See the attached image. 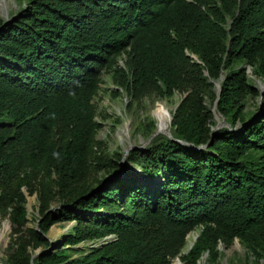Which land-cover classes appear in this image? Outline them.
<instances>
[{"label":"trees","instance_id":"16d2710c","mask_svg":"<svg viewBox=\"0 0 264 264\" xmlns=\"http://www.w3.org/2000/svg\"><path fill=\"white\" fill-rule=\"evenodd\" d=\"M15 1L25 5L0 15L5 263L223 264L220 245L238 239L253 259L228 264H264V90L248 71L264 80V0ZM112 68L133 98L186 93L171 137L125 159L96 140L92 99ZM24 191L36 194L38 229H23ZM58 222H73L60 249L45 236ZM85 241L98 244L73 257Z\"/></svg>","mask_w":264,"mask_h":264},{"label":"rangeland","instance_id":"374dc122","mask_svg":"<svg viewBox=\"0 0 264 264\" xmlns=\"http://www.w3.org/2000/svg\"><path fill=\"white\" fill-rule=\"evenodd\" d=\"M24 5L25 1L0 0V15L4 18H9L15 15ZM125 60L126 55L121 54L118 56V65L124 67ZM115 75L116 72H114L113 68L103 71L98 91L92 99L95 118L100 124L96 133V140L101 142L99 146L109 155L115 151H121L123 152V159H125L127 155L125 152L128 148L131 147L132 149L136 146L142 149L158 135L171 136V115L186 93L184 91H175L171 97H160L155 93H146L138 98H133L124 88L118 85ZM249 76L256 85L260 86L264 84L262 78L256 77L250 71ZM254 101L253 98L249 99L247 104L248 109L254 110ZM163 118L166 121V127L162 126ZM215 121L216 126H224L220 115H217ZM157 130H160V132L154 135ZM123 159L120 161V164H122ZM126 164L130 172L137 173L138 169L136 167H132L128 163ZM123 169L126 168L123 167ZM113 176L112 178H114ZM107 178L110 179V176ZM26 207L28 211L27 222L24 224L23 229L37 224L36 218L39 214L36 194L29 195L26 193ZM72 224L73 222H58L52 225L46 233L47 238L54 244L60 245L63 236ZM198 232L199 229H194L188 233L182 253L187 252ZM10 236L11 223L7 216H0V263L2 264H6V251L10 242ZM97 244V242L94 243L92 241L81 242L74 246L70 252L75 257L79 255L77 250L88 249ZM32 250L30 248V251ZM220 251V261L223 264H228L230 261L239 263L246 259H253L238 239H235L227 247L220 245ZM36 252L39 253L40 248H37L34 254ZM206 259L207 255L202 258L201 264H207ZM175 260L180 261L176 257L172 260L171 264H174ZM262 263V260L258 261V264Z\"/></svg>","mask_w":264,"mask_h":264},{"label":"water","instance_id":"95a60500","mask_svg":"<svg viewBox=\"0 0 264 264\" xmlns=\"http://www.w3.org/2000/svg\"><path fill=\"white\" fill-rule=\"evenodd\" d=\"M192 57H194V58L196 59L195 56H192ZM248 71H250V70H248ZM214 87H215V89H216V94H217V98H218L219 93H220V82H219V81L215 82V83H214ZM259 87H260L261 92H263V90H264V84H263V85H260ZM212 111H213V113H214V118L217 119V115H220V114H218L217 111H216V101H215V103H214V105H213ZM222 119H223V122H222V123H223L224 125H226L223 117H222ZM218 125H219V124H218ZM219 127H220V125H219V126H215L216 129L219 128ZM159 132H160V130L155 131L154 135L158 134ZM168 137H171V136H168ZM133 148H139V147H136V146H135V147H133ZM133 148H132V149H133ZM130 150H131V147L128 148V149L126 150L125 153L127 154V152L130 151ZM24 192H25V194H26V191H24ZM36 228L38 229V222H37V224H36ZM50 228H51V227H50ZM45 236L47 237V234H45ZM187 236H188V234H187ZM187 236H186V238H187ZM110 237H111V236H108L107 238H110ZM196 238H197V235L194 237V240H193V242L191 243V245L189 246V249L192 247V245H193L194 241L196 240ZM52 248H53V244H51V246L48 248V250H50V249H52ZM37 254H38V252H36V253L33 255V257L36 256ZM177 261L179 262V264H183L181 261H179V260H177ZM0 264H2V263H0Z\"/></svg>","mask_w":264,"mask_h":264},{"label":"bare ground","instance_id":"6f19581e","mask_svg":"<svg viewBox=\"0 0 264 264\" xmlns=\"http://www.w3.org/2000/svg\"><path fill=\"white\" fill-rule=\"evenodd\" d=\"M162 126H163V127H166V121L164 120V118H163V120H162ZM174 264H179V262H178L177 260H175V261H174Z\"/></svg>","mask_w":264,"mask_h":264}]
</instances>
